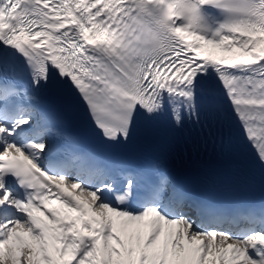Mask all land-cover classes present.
Returning <instances> with one entry per match:
<instances>
[{"label":"snow or ice","instance_id":"snow-or-ice-1","mask_svg":"<svg viewBox=\"0 0 264 264\" xmlns=\"http://www.w3.org/2000/svg\"><path fill=\"white\" fill-rule=\"evenodd\" d=\"M160 118L236 124L264 169V0H0V264H264V197L197 199L113 152Z\"/></svg>","mask_w":264,"mask_h":264}]
</instances>
